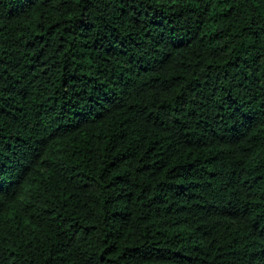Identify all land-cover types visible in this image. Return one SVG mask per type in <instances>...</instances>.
<instances>
[{
    "label": "trees",
    "instance_id": "trees-1",
    "mask_svg": "<svg viewBox=\"0 0 264 264\" xmlns=\"http://www.w3.org/2000/svg\"><path fill=\"white\" fill-rule=\"evenodd\" d=\"M0 264H264V0H0Z\"/></svg>",
    "mask_w": 264,
    "mask_h": 264
}]
</instances>
